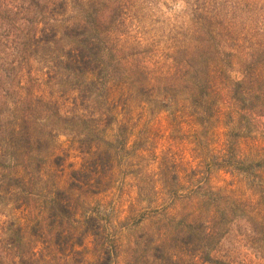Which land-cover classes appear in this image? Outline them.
Listing matches in <instances>:
<instances>
[{
	"label": "trees",
	"instance_id": "16d2710c",
	"mask_svg": "<svg viewBox=\"0 0 264 264\" xmlns=\"http://www.w3.org/2000/svg\"><path fill=\"white\" fill-rule=\"evenodd\" d=\"M127 1L0 0V264H234L238 224L264 243V0H181L133 44ZM128 145L148 208L125 235L85 198Z\"/></svg>",
	"mask_w": 264,
	"mask_h": 264
},
{
	"label": "rangeland",
	"instance_id": "374dc122",
	"mask_svg": "<svg viewBox=\"0 0 264 264\" xmlns=\"http://www.w3.org/2000/svg\"><path fill=\"white\" fill-rule=\"evenodd\" d=\"M125 7L123 19L116 26V35H119L120 39H126L129 44H133L139 38L146 39L149 35H161L169 28L179 26L182 22V19L177 17L181 15L183 9L181 0H128ZM59 140H64V137L60 136ZM135 150L134 147L128 145L125 151L118 152L115 189H112L108 195L85 198V201L90 202L92 207L100 205V210L105 213L104 219L112 222L115 229L125 235L128 234V229L137 223L142 212H146L139 209L134 217L126 218L129 201L135 199L138 204L141 203V207L148 208V204L138 197L139 189L134 186L137 183L138 167L142 163L137 158H133ZM222 177L230 178L228 174L224 176L222 173L217 178ZM218 183L223 184L222 181ZM10 209L9 205L5 208L0 205V213L6 217H10ZM1 218L5 217L1 216ZM133 235L138 237V233ZM129 239L131 240L132 237L127 239L125 237V241ZM222 241V253H229L234 264H264V243L260 239L253 238L245 225L234 226V229L229 230Z\"/></svg>",
	"mask_w": 264,
	"mask_h": 264
}]
</instances>
